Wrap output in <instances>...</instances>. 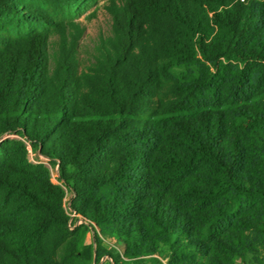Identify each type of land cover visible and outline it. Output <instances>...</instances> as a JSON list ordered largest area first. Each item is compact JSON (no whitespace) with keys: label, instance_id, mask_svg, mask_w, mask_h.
Instances as JSON below:
<instances>
[{"label":"trees","instance_id":"16d2710c","mask_svg":"<svg viewBox=\"0 0 264 264\" xmlns=\"http://www.w3.org/2000/svg\"><path fill=\"white\" fill-rule=\"evenodd\" d=\"M98 1L0 0V264H264V0Z\"/></svg>","mask_w":264,"mask_h":264},{"label":"rangeland","instance_id":"374dc122","mask_svg":"<svg viewBox=\"0 0 264 264\" xmlns=\"http://www.w3.org/2000/svg\"><path fill=\"white\" fill-rule=\"evenodd\" d=\"M103 0H99L97 5L93 6L89 11H87L84 15L81 16V21L85 25V32L83 34V37L81 38L80 42V52H81V58L82 59H90L89 53L93 50L95 44L97 43L99 37L101 35H106L109 33L110 30V24L111 19L109 14L106 12L104 7L102 6ZM7 137H13L12 135H3L0 138V141ZM29 159L33 162L37 160H41L43 162H46V158L36 155L35 153L30 152ZM50 170L52 172V181L56 182L55 176H56V167H50ZM69 195L66 199V207L68 205ZM67 211L69 212L73 222H75V225H78L81 221L77 219L75 213L71 209L67 208ZM86 243H91L92 241V232L89 230L86 234L85 238ZM102 245L104 248L113 254H118V248L114 244V242L110 238L104 237L102 239ZM108 261L107 256H103L101 258V262ZM106 261V262H107ZM164 262V261H163ZM117 264H136L133 262V260H127L123 258H118ZM149 264V263H148Z\"/></svg>","mask_w":264,"mask_h":264}]
</instances>
